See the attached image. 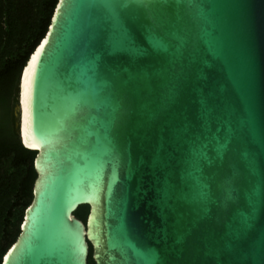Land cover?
Masks as SVG:
<instances>
[{
	"label": "water",
	"instance_id": "1",
	"mask_svg": "<svg viewBox=\"0 0 264 264\" xmlns=\"http://www.w3.org/2000/svg\"><path fill=\"white\" fill-rule=\"evenodd\" d=\"M13 116L0 264H264V0H56Z\"/></svg>",
	"mask_w": 264,
	"mask_h": 264
},
{
	"label": "trees",
	"instance_id": "2",
	"mask_svg": "<svg viewBox=\"0 0 264 264\" xmlns=\"http://www.w3.org/2000/svg\"><path fill=\"white\" fill-rule=\"evenodd\" d=\"M56 0H0V261L19 232L35 177L34 151L19 140L13 106L17 80L29 52L45 33ZM86 205L72 214L84 221ZM86 264H94L90 246Z\"/></svg>",
	"mask_w": 264,
	"mask_h": 264
}]
</instances>
